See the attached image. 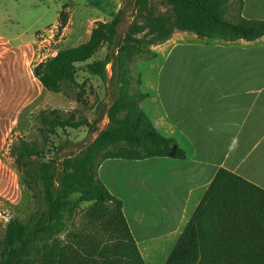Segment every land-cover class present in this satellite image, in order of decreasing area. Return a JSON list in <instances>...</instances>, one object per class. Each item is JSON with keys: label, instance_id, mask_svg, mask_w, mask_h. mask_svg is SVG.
Returning <instances> with one entry per match:
<instances>
[{"label": "trees", "instance_id": "1", "mask_svg": "<svg viewBox=\"0 0 264 264\" xmlns=\"http://www.w3.org/2000/svg\"><path fill=\"white\" fill-rule=\"evenodd\" d=\"M132 1L142 22L134 23L123 39L119 37L124 23V11L121 10L112 22L98 23L88 42L33 64L34 76L48 92L59 93L65 82L84 90L85 83L78 84L77 76L86 72L99 77L106 89L109 81L116 85L121 92L120 98L131 106L122 119L118 118L122 107H110L108 129L81 156L66 160L61 177L56 175L54 161L43 162L44 156L34 142L17 137L13 144H8L2 159L5 160L7 152L14 160L23 190L31 189L39 194L34 196L38 207L26 222L11 218L6 224L0 241V264H147L125 217L123 202L92 174L95 161L103 151L98 167L108 159H186L185 151L176 141L162 136L151 118L138 109L137 103L147 99L148 95L140 92L129 97L124 91L129 85H142L141 77L135 79L132 76L131 62L136 57L155 58L157 54L151 47L167 42L176 31L227 41H252L264 37V21L246 20L241 15L237 23L224 20L228 0H166L168 9L159 15L154 13L152 0ZM234 2L241 13L244 1ZM67 24L68 16L63 12L60 29ZM141 34L144 36L136 37ZM106 46L109 50L106 58L89 63ZM112 62L113 76L109 80L107 68ZM121 99L118 102L122 105ZM54 114L59 113L53 111L43 117L49 129L89 126L86 119L76 121L74 116L50 119L49 115ZM121 141L133 147H118ZM75 193L95 201L90 209L93 219H96L94 213L101 212L105 203L116 204L115 218L119 219L120 226L117 238L113 231V241L111 231L107 232L111 245L104 243L86 252L82 245L75 246L66 241V217L72 213L71 197ZM103 225L108 227L107 223ZM237 237L240 240H236ZM165 264H264V190L221 169Z\"/></svg>", "mask_w": 264, "mask_h": 264}, {"label": "crops", "instance_id": "2", "mask_svg": "<svg viewBox=\"0 0 264 264\" xmlns=\"http://www.w3.org/2000/svg\"><path fill=\"white\" fill-rule=\"evenodd\" d=\"M243 1L241 17L264 21V0ZM33 44L0 33V154L19 113L51 94L33 74ZM156 50L164 61L156 79L142 81L148 98L141 105L156 130L174 139L186 159H108L98 168V178L123 202L138 246L139 238L178 241L221 169L264 190V37L227 41L176 31ZM108 165L143 171L144 187L134 195L138 211L133 226L124 197L108 184ZM8 173L20 188L16 173L0 158V189ZM0 198L13 206L21 200L14 202L1 190Z\"/></svg>", "mask_w": 264, "mask_h": 264}, {"label": "rangeland", "instance_id": "3", "mask_svg": "<svg viewBox=\"0 0 264 264\" xmlns=\"http://www.w3.org/2000/svg\"><path fill=\"white\" fill-rule=\"evenodd\" d=\"M152 5L156 15L166 12L168 9L166 0H152ZM121 10L124 11V23L120 27L119 37L123 39L134 23L142 22L132 0H0V33L17 41L31 40L36 52L33 64L40 63L55 57L60 52L77 48L88 42L98 23L112 22ZM63 12L68 16L67 30L66 27L60 29V15ZM239 16L238 5L234 0H228L224 20L237 23ZM142 36L144 34L136 37L141 38ZM157 47L158 45H155L151 49L156 53ZM108 52V47H104L94 55L89 63L103 61ZM163 61L164 59L159 55L149 60H146L145 57H136L130 64L132 76L135 79L141 77L142 81L156 79L158 66ZM113 68L114 63L112 62L107 68L109 80L113 76ZM77 82L80 85L85 83V89L65 82L59 93H51L49 97H39L18 115L17 123L8 136L7 144L1 152L0 158L8 170L16 173L20 188L16 183L15 175L8 173L5 186L3 185L0 190L14 202H18L20 197L21 200L13 206L9 201L0 198V241L4 236L5 226L11 218L26 222L29 215L38 207L34 196L39 193L31 189L23 190L20 176L14 169V160L7 152L5 160L2 159V154L8 144H13L17 137L24 138L27 142H34L44 156L43 162L54 161L56 175L61 177L66 160L81 156V153L95 144L99 136L108 129L110 126L109 109L112 105L122 107L118 114L119 119L126 117L129 111L131 103L129 105L128 101L125 102L120 98L121 92L112 82L107 83L108 88L106 89L99 77L91 76L86 72L78 74ZM141 86L138 83L132 84L124 91L129 97H133L142 92ZM120 99L122 105L118 102ZM142 102L136 103L138 109L144 111ZM53 111H57L59 114L49 115L50 119L55 120L59 116L66 119L74 116L76 121L86 119L89 126L78 129L57 127H53L54 130L49 129V125L44 122L43 117ZM53 131L54 133H50ZM118 147L132 148L133 146L121 141ZM102 153L94 164L92 174L95 179H99L98 163ZM105 173L108 175L107 181L110 187L124 197L126 205L130 208L127 213L133 226L135 212L138 211L135 210L137 208L134 195L142 191V187H144L143 171L133 166L108 165ZM71 201L74 207L72 213L66 217L65 236L67 242L75 246L82 245L86 252H90V250L108 243L110 239L107 237L108 230L111 231V237L114 231V238H117L120 221L115 218L118 212L116 204L105 203L101 212L94 213L93 216L96 219H93L90 209L94 206L95 201L84 199L80 193H75L71 197ZM104 223H107L108 227H104ZM112 239L113 237L111 241H113ZM171 239L165 244L162 240L150 242V239L141 240L139 238L140 250L147 264L166 263L177 242L176 237ZM236 240H240V237H237ZM108 245L111 244L108 243ZM1 252L2 247L0 246V258Z\"/></svg>", "mask_w": 264, "mask_h": 264}]
</instances>
